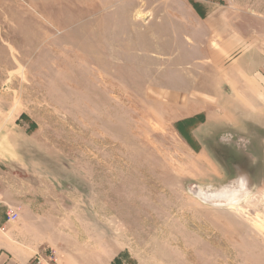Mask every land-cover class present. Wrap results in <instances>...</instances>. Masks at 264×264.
Instances as JSON below:
<instances>
[{
  "label": "rangeland",
  "instance_id": "obj_1",
  "mask_svg": "<svg viewBox=\"0 0 264 264\" xmlns=\"http://www.w3.org/2000/svg\"><path fill=\"white\" fill-rule=\"evenodd\" d=\"M0 257L264 264V0H0Z\"/></svg>",
  "mask_w": 264,
  "mask_h": 264
},
{
  "label": "bare ground",
  "instance_id": "obj_2",
  "mask_svg": "<svg viewBox=\"0 0 264 264\" xmlns=\"http://www.w3.org/2000/svg\"><path fill=\"white\" fill-rule=\"evenodd\" d=\"M229 191L226 190H221V191H212V190H207V192H201L204 196L205 199L209 198H213V197H217V195H219L218 198H224L226 201H228L229 204H233L237 201H240V198H242L243 195H245L247 193V187L244 186L243 183L239 185H235L234 187H229L228 188ZM225 193V194H223Z\"/></svg>",
  "mask_w": 264,
  "mask_h": 264
},
{
  "label": "built area",
  "instance_id": "obj_3",
  "mask_svg": "<svg viewBox=\"0 0 264 264\" xmlns=\"http://www.w3.org/2000/svg\"><path fill=\"white\" fill-rule=\"evenodd\" d=\"M18 219V212L14 209H8L6 212V222L12 223Z\"/></svg>",
  "mask_w": 264,
  "mask_h": 264
},
{
  "label": "crops",
  "instance_id": "obj_4",
  "mask_svg": "<svg viewBox=\"0 0 264 264\" xmlns=\"http://www.w3.org/2000/svg\"><path fill=\"white\" fill-rule=\"evenodd\" d=\"M1 258V257H0Z\"/></svg>",
  "mask_w": 264,
  "mask_h": 264
}]
</instances>
